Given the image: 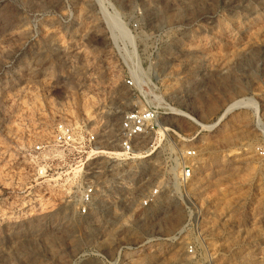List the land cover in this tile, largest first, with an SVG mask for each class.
Wrapping results in <instances>:
<instances>
[{
	"label": "rangeland",
	"instance_id": "obj_1",
	"mask_svg": "<svg viewBox=\"0 0 264 264\" xmlns=\"http://www.w3.org/2000/svg\"><path fill=\"white\" fill-rule=\"evenodd\" d=\"M145 100L159 126L117 154ZM61 121L112 152L83 179L53 168ZM0 264H264V0H0Z\"/></svg>",
	"mask_w": 264,
	"mask_h": 264
},
{
	"label": "built area",
	"instance_id": "obj_2",
	"mask_svg": "<svg viewBox=\"0 0 264 264\" xmlns=\"http://www.w3.org/2000/svg\"><path fill=\"white\" fill-rule=\"evenodd\" d=\"M129 88H137L138 81L135 77L129 76L124 80ZM147 103V104H146ZM142 107L134 108L126 112L118 128V143L121 148V154L128 157L136 155L139 138L159 126V106L153 101L145 100ZM54 144L62 149V154L53 155L52 158L57 161L53 163V168L59 170L73 168L79 171L82 179L88 174L91 165L100 157L101 148L99 135L94 132L87 123L74 124L71 122H58L53 130ZM46 144L36 146V151L45 150ZM196 157L195 149L187 150L186 156L176 160V166L181 167V177L188 181L193 177L194 164L192 159ZM52 170V169H51ZM59 171L57 170L56 173ZM63 171H61L62 173ZM60 173V174H61ZM97 187L94 181L86 180L78 189L77 200L78 210L83 216L90 213L95 204ZM161 190L158 187L150 189L140 200L143 208H149L158 202Z\"/></svg>",
	"mask_w": 264,
	"mask_h": 264
},
{
	"label": "bare ground",
	"instance_id": "obj_3",
	"mask_svg": "<svg viewBox=\"0 0 264 264\" xmlns=\"http://www.w3.org/2000/svg\"><path fill=\"white\" fill-rule=\"evenodd\" d=\"M111 24H110V27H111V29L112 30H115L116 28H121L120 27V24H119V21L118 20H116V18H114L113 16H111ZM123 31H125V30H123ZM120 34H121V32H120ZM125 34V33H124ZM126 35V34H125ZM124 35V36H125ZM237 105V103L236 104H234V105H232L231 107H229L228 109H227V111H226V113L228 112V111H230V110H232L235 106ZM225 113V114H226ZM218 124V122H216V123H214V124H210V125H207L208 127H212V126H214V125H217ZM164 129V128H163ZM100 148H101V151H103V153L104 152H109V151H106L105 150V148L104 149H102V146H100ZM138 154H139V151H137V150H135ZM115 152V151H114ZM109 153H112V152H109ZM117 154H121V152L120 151H117L116 152Z\"/></svg>",
	"mask_w": 264,
	"mask_h": 264
}]
</instances>
